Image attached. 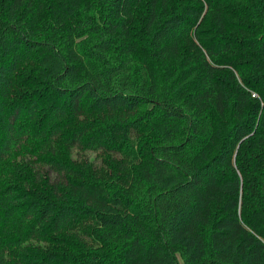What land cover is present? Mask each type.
Segmentation results:
<instances>
[{
  "label": "trees",
  "instance_id": "16d2710c",
  "mask_svg": "<svg viewBox=\"0 0 264 264\" xmlns=\"http://www.w3.org/2000/svg\"><path fill=\"white\" fill-rule=\"evenodd\" d=\"M264 264V0H0V264Z\"/></svg>",
  "mask_w": 264,
  "mask_h": 264
},
{
  "label": "rangeland",
  "instance_id": "374dc122",
  "mask_svg": "<svg viewBox=\"0 0 264 264\" xmlns=\"http://www.w3.org/2000/svg\"><path fill=\"white\" fill-rule=\"evenodd\" d=\"M179 261H180L181 264H183V261L181 260V258H179Z\"/></svg>",
  "mask_w": 264,
  "mask_h": 264
}]
</instances>
